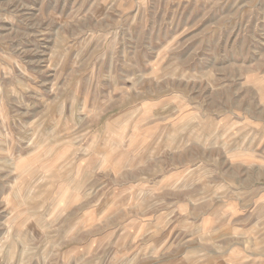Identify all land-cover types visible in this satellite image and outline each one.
<instances>
[{
  "label": "rangeland",
  "instance_id": "1",
  "mask_svg": "<svg viewBox=\"0 0 264 264\" xmlns=\"http://www.w3.org/2000/svg\"><path fill=\"white\" fill-rule=\"evenodd\" d=\"M0 264H264V0H0Z\"/></svg>",
  "mask_w": 264,
  "mask_h": 264
}]
</instances>
